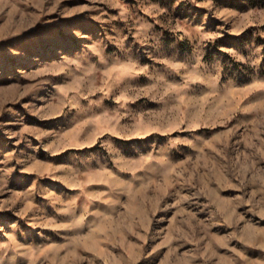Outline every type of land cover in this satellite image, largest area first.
<instances>
[{
    "label": "rangeland",
    "instance_id": "1",
    "mask_svg": "<svg viewBox=\"0 0 264 264\" xmlns=\"http://www.w3.org/2000/svg\"><path fill=\"white\" fill-rule=\"evenodd\" d=\"M0 264H264V0H0Z\"/></svg>",
    "mask_w": 264,
    "mask_h": 264
}]
</instances>
